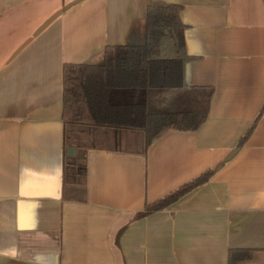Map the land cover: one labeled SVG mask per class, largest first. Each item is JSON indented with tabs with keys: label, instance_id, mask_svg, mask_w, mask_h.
<instances>
[{
	"label": "crops",
	"instance_id": "1",
	"mask_svg": "<svg viewBox=\"0 0 264 264\" xmlns=\"http://www.w3.org/2000/svg\"><path fill=\"white\" fill-rule=\"evenodd\" d=\"M150 4L181 6L186 83L213 87L206 120L147 147L141 130L66 128L63 64L138 44ZM76 148L86 188L64 192ZM230 261L264 264V0H0V264Z\"/></svg>",
	"mask_w": 264,
	"mask_h": 264
},
{
	"label": "trees",
	"instance_id": "2",
	"mask_svg": "<svg viewBox=\"0 0 264 264\" xmlns=\"http://www.w3.org/2000/svg\"><path fill=\"white\" fill-rule=\"evenodd\" d=\"M180 9L177 4H150L141 43L107 45L98 61L63 64L62 120L66 128L87 125L141 130L147 147L165 129L195 130L206 120L213 87L186 83L185 65L191 56ZM85 160L86 151L81 148L65 154L64 192L68 185L85 191ZM211 174L212 170L204 171L146 203L138 216L164 208ZM232 253L230 250V260Z\"/></svg>",
	"mask_w": 264,
	"mask_h": 264
},
{
	"label": "rangeland",
	"instance_id": "3",
	"mask_svg": "<svg viewBox=\"0 0 264 264\" xmlns=\"http://www.w3.org/2000/svg\"><path fill=\"white\" fill-rule=\"evenodd\" d=\"M142 40H139L138 42L140 43ZM88 136V135H87ZM90 136V135H89ZM83 137H85V136H83ZM88 138V137H87ZM75 143V142H74ZM76 145H78V144H76ZM80 145V144H79ZM89 145H92V146H96V145H102V143H100V142H96V141H92V140H89ZM108 146H111L110 144H109V142H108ZM84 150H85V148H83Z\"/></svg>",
	"mask_w": 264,
	"mask_h": 264
}]
</instances>
